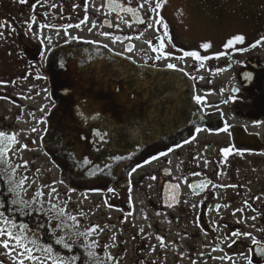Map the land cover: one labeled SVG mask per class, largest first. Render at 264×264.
Wrapping results in <instances>:
<instances>
[{
    "label": "flooded vegetation",
    "instance_id": "af4514ba",
    "mask_svg": "<svg viewBox=\"0 0 264 264\" xmlns=\"http://www.w3.org/2000/svg\"><path fill=\"white\" fill-rule=\"evenodd\" d=\"M50 1L39 0L37 3V0H26V3H20L14 0L6 5V11H0V21L6 22L5 27L0 29L4 33L0 37V81L4 82L0 83V99L26 110L34 118L37 113L42 114L38 122L39 138L35 134L40 146L45 135L46 119L53 107L48 61L54 50L63 47L95 45L142 65L167 67L171 63L192 79L195 95L204 98L199 106L207 118L204 126L199 127V132L191 128L181 140L175 139L176 134H180L176 133L169 136L170 141H158L148 146L144 159L129 170L128 181L123 187H107L98 183L86 186V181L72 178L69 184L61 179L64 186L98 194L99 200L93 209L100 206L103 193L113 192V198L117 199L110 201L111 206L130 217H123L120 213L118 221L121 223L128 220L132 223L135 218L133 213L144 212L142 207L157 213L161 218L157 223V231L162 238L158 244L160 252L164 250L167 238L185 242L188 244L185 247L189 249L192 248L191 242H209L207 246L210 249L226 254V259L233 264H237L235 257L246 254L251 264H264V255L259 252L264 248L263 32L246 45L247 50L245 46L240 48L243 51L235 49L230 53L221 51L201 56L206 58L200 60L196 67L193 62H185L186 58H191L185 53L193 51L189 42L179 40L170 30L173 17L177 26L180 11L174 15L171 11H164L166 0H147V3L145 0H116L119 7L110 5L108 0H94L95 12L87 11L85 0L64 2L56 8L38 7ZM157 3L161 5L159 8H156ZM33 4H36L35 10L32 9ZM129 8L136 9L135 14L127 11ZM32 15L36 16V23L33 24V31L25 35V21ZM53 18L59 23L55 20L54 24ZM70 18L74 22H64ZM158 20L162 23H157ZM81 21L88 23L89 27H75L82 24ZM42 23L52 27L41 29L39 25ZM69 24L73 27H67ZM13 34L15 41L10 37ZM161 37L165 44L162 51L170 55L156 59L159 52L153 51V48L159 47ZM257 41L260 43L257 44ZM254 44L255 47L252 46ZM200 69L208 71L204 80L206 83L200 82L203 81L199 79ZM224 74H228L226 80L221 83L214 81V78ZM246 74H250V78H246ZM39 80L42 82L39 83ZM4 113L3 123L9 125L16 122L18 111ZM225 124L229 126L227 131L223 130ZM185 140L189 142L185 143ZM225 147L234 149L227 157L221 151ZM154 156L157 158L152 159ZM51 157L56 158V155ZM88 182L93 184L95 181ZM201 183H204L202 188L193 187ZM35 206L39 208L41 205L37 203ZM44 208L49 206L44 205ZM47 219V216L35 212L31 217H17L18 222L28 223L32 228L37 223L44 224ZM159 223L165 227L159 228ZM60 234L66 235V238L71 236L81 246L91 242L69 233V228L67 233ZM39 235L42 242L53 243L51 233L45 229H41ZM145 237L149 243L150 238ZM141 246H136L137 251ZM54 247L62 255H70L60 246ZM150 248L153 249V246ZM79 251L83 252V247ZM94 251L102 259L105 256L112 258L105 260V264H120L119 257L111 256L106 249L102 250L99 246Z\"/></svg>",
    "mask_w": 264,
    "mask_h": 264
},
{
    "label": "water",
    "instance_id": "95a60500",
    "mask_svg": "<svg viewBox=\"0 0 264 264\" xmlns=\"http://www.w3.org/2000/svg\"><path fill=\"white\" fill-rule=\"evenodd\" d=\"M48 62L53 107L42 145L64 160L67 184L71 176L121 187L148 146L176 133L181 140L207 121L181 71L137 64L95 45L56 49Z\"/></svg>",
    "mask_w": 264,
    "mask_h": 264
},
{
    "label": "rangeland",
    "instance_id": "374dc122",
    "mask_svg": "<svg viewBox=\"0 0 264 264\" xmlns=\"http://www.w3.org/2000/svg\"><path fill=\"white\" fill-rule=\"evenodd\" d=\"M13 1L0 0V11H6L8 8L6 5ZM77 1L84 0H51L49 4L46 2L45 4L41 3L38 7L44 5L51 7L53 4L59 7L64 5V2ZM84 3L87 11L95 12L96 4L94 0H85ZM164 11H171V15L180 11L177 26L175 24V17H173L170 22L172 27L170 30L172 29L179 40H187L191 47L190 49L198 52L201 56H209L221 51L230 53L229 51L248 46L254 37L260 36L261 32L264 34V0H166ZM69 14L71 16V12ZM93 19L94 17L92 16ZM55 20H52L54 24L56 21L59 23V20ZM64 22H74V19L70 18ZM79 27L86 29L89 25L88 23H82ZM235 35H242L244 42H233V45L230 47H224L227 41ZM10 37L12 40H16L14 34L10 35ZM261 41H264V39ZM205 43L210 45L208 49L202 47ZM226 55L229 56L228 54ZM185 62L187 64L193 62L198 67L201 61H197V63L191 57L186 58ZM207 73L208 71L200 69L199 79L203 80L200 81L201 83H206L204 80ZM227 78L228 74H224L219 78H214V81L221 83V81ZM32 79L35 80V78ZM37 79L39 78L37 77ZM41 82L39 80V83ZM13 84L17 85L16 82ZM13 88L15 89L16 87L13 86ZM12 110L18 111L16 114L17 120L7 125V122L3 123V116L6 114L4 112ZM41 115L37 113L34 118L26 110L0 99V130L16 133L17 140L19 141L8 154L9 162L13 166H22L17 168V179L21 176L28 177L25 184L27 191L22 193L23 198L30 199L35 191L39 189L44 193L40 197L43 205L50 207L49 201L51 200L59 206H65V201H67L65 206L66 211L77 216L78 219L77 227H73L72 222L69 221V233L85 232L92 226H99L95 232L87 237V241L94 240L98 245L96 248L100 246L102 250L106 249L111 256L117 255L116 257H119L120 264H134L137 261H141L140 264H233L226 259V254H221L218 250L210 249L207 246L209 242H191L192 248L189 249L185 247L188 245L185 242H175L171 238H167L165 240L166 246L160 252V247H158L160 240L157 239V237H160V234L157 231V223L161 218L157 213L148 210L146 207H142L144 212L138 211L133 213L132 216L135 218H133L132 223L129 220L121 223L118 221L120 213L123 217H130L126 216L123 211L119 212L111 206L110 201L113 202L117 199L113 198V192L103 193L101 195L100 206L93 209L95 203H98V194L92 191L84 192L67 189L61 181V176L65 173H60L61 171H65L60 168V164L64 160L60 159V157L52 158L43 145L40 146L39 139L35 136L36 134L39 138L40 129L38 128L40 126L39 117ZM33 129L36 131H33ZM21 145H27V147L21 148ZM69 177L72 178L71 176ZM81 181L84 182V180ZM97 183L102 186L106 185L104 180H95L93 184L86 181L85 185L93 186ZM51 188L56 189L53 198L47 195ZM123 192L125 193V190ZM110 221H113V223L111 224ZM158 227L163 228L165 226L159 223ZM145 236L150 238L149 243L146 241ZM170 242L172 244L168 246L167 244ZM105 245L107 247H104ZM139 245L142 246L137 251L136 246ZM144 246L146 248H143ZM152 246L153 249L150 248ZM234 260L237 264H249L247 262H249L250 257L248 256L247 258V254L244 257L239 255ZM0 264H13V257H9L2 247H0Z\"/></svg>",
    "mask_w": 264,
    "mask_h": 264
},
{
    "label": "snow or ice",
    "instance_id": "6c2138e0",
    "mask_svg": "<svg viewBox=\"0 0 264 264\" xmlns=\"http://www.w3.org/2000/svg\"><path fill=\"white\" fill-rule=\"evenodd\" d=\"M20 3H26V0H19ZM39 3V0H37ZM110 5H115L119 7L116 0H108ZM147 3V0H145ZM160 3L156 4V8H159ZM51 7H56L55 4L51 5ZM36 4L32 5V9L35 10ZM153 11L155 9H152ZM127 11L135 14L136 9L129 8ZM36 16L32 15L28 20L25 21L27 24V30L25 35L29 32L33 31V24L36 23ZM139 19V18H138ZM85 21H81L84 23ZM143 23L144 21H140ZM157 23H162V21H156ZM6 22L0 21V29L4 28ZM52 27L47 23H42L39 25V28H47ZM67 27H73V25L69 24ZM75 27H79V25H75ZM166 28V25H165ZM10 31H15V29H10ZM4 33L0 31V37H3ZM36 35V33H33ZM167 35V32L164 33ZM75 39V38H74ZM261 39H264L262 37ZM233 42L243 43L244 37L242 35H235L230 38L224 47L228 48L233 45ZM257 44L260 41L256 42ZM164 40L163 37L160 38V44L158 48H153V51H158L159 55H157L156 59H160L161 56H168L170 53H165L162 51L164 48ZM255 47L256 45H252ZM204 49H208L210 45L205 43L202 45ZM243 51L244 49H239ZM43 57V52L41 53ZM185 56H191L195 60L200 61L205 59L206 57H201V55L196 52H186ZM203 66V65H201ZM168 68H174L175 65L168 64ZM39 78V77H38ZM246 78H250V74H246ZM0 83H4L0 81ZM197 105H201L204 100L203 97L199 95H195L192 97ZM230 99H235L234 97H230ZM197 113L202 114L203 108L196 109ZM228 125L225 124L224 131H227ZM195 130L199 132L201 129L196 127ZM33 131H36L33 129ZM95 135H99L100 139L103 140L104 137L98 133H94ZM194 139V138H193ZM189 141L185 140V143ZM19 143L17 140L16 133H8L0 130V247L5 250V253L9 257H13V264H105V260L110 261L112 258L110 256H105L102 259L94 249L98 246L96 241H91L90 243H85L82 246L77 244V241L72 239L71 236L66 238V235H62L60 233L68 232V221H71L73 227L78 226L77 216L72 215L71 213L66 211L65 206H59L56 203L49 201L50 207L45 209L43 203L40 200V197L44 195V193L37 189L34 195L30 198V200H25L22 197V193L27 191L25 184L28 180L27 176H21L19 179L16 178L17 168L22 167L21 165L13 166L9 162V152L14 145ZM179 147V145H177ZM21 148H26L27 145H21ZM233 147H225L221 151L225 157H227L232 151ZM172 151V149H169ZM160 155H165V153H160ZM157 157H152V159H156ZM116 160L122 159V157H115ZM87 163V161H84ZM132 171H135L133 169ZM153 179H155L153 177ZM206 183V182H205ZM204 183L199 185H194L193 187L202 188ZM30 187V185H28ZM109 191H113V189H108ZM56 193L55 188H51L47 195L50 198H53V194ZM175 199V195L172 197ZM39 203L41 206L37 208L35 205ZM40 213L44 216H47L48 219L44 224L37 223L35 228L30 227L28 223L18 222V216H26L31 217L33 213ZM252 219H255L253 217ZM54 224V227H53ZM99 226H92L85 232H77L75 235L79 237H84L87 239L93 232L96 231V228ZM41 229H45L47 232L51 233V237L53 238V243H44L41 240V236L39 232ZM233 235H238V233H233ZM250 235V234H245ZM113 239H115L113 237ZM158 240H162L161 237H157ZM253 243H256L253 240ZM54 245L60 246L62 249L66 250L70 255H62L59 251H57ZM83 247L84 251L80 252L79 248ZM104 247H107L105 245ZM261 255H264V248L259 249ZM249 264L251 261L249 260Z\"/></svg>",
    "mask_w": 264,
    "mask_h": 264
},
{
    "label": "trees",
    "instance_id": "16d2710c",
    "mask_svg": "<svg viewBox=\"0 0 264 264\" xmlns=\"http://www.w3.org/2000/svg\"><path fill=\"white\" fill-rule=\"evenodd\" d=\"M26 200H28V199H26ZM19 217H21V216H19ZM70 254V253H69Z\"/></svg>",
    "mask_w": 264,
    "mask_h": 264
}]
</instances>
